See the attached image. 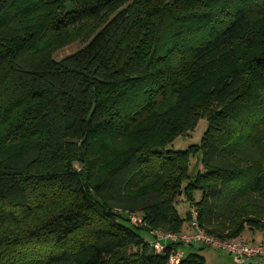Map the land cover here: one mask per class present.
Masks as SVG:
<instances>
[{"label": "trees", "instance_id": "trees-1", "mask_svg": "<svg viewBox=\"0 0 264 264\" xmlns=\"http://www.w3.org/2000/svg\"><path fill=\"white\" fill-rule=\"evenodd\" d=\"M201 119L198 144L167 148ZM191 210L218 237L264 236V0H0V264H168L177 247L205 264L200 244H149Z\"/></svg>", "mask_w": 264, "mask_h": 264}, {"label": "rangeland", "instance_id": "rangeland-1", "mask_svg": "<svg viewBox=\"0 0 264 264\" xmlns=\"http://www.w3.org/2000/svg\"><path fill=\"white\" fill-rule=\"evenodd\" d=\"M84 43L79 40L76 39L74 41L68 42L63 46H59V47H55L52 52V56L53 58L59 60L73 52H75L76 50H78L79 48L83 47ZM220 53L217 52L215 53V55H219ZM213 56L212 55V62L207 61L208 65H212L214 63L215 69L219 68L222 66L223 64V59L222 57L218 56ZM216 57V58H215ZM216 59V61H214ZM205 64V62H204ZM203 64V65H204ZM207 126V122L204 119L199 120L196 128L194 131L191 132L190 135L188 136H178L176 137L173 142L167 146L168 149H174V150H185L187 149L189 146L194 145V144H198L201 138L202 133L204 132V130L206 129ZM151 132V133H147ZM151 130L147 129L146 125H139L138 127L135 128V130L132 133V137L136 138V139H151L153 138ZM105 155H106V161L107 162H114L118 159V157L120 156V154L122 153L121 150L119 148L116 147H111V146H107L104 149ZM189 172L190 174H194L195 171L200 168V164H199V159L197 156H193L191 159V163L189 164ZM201 197V192L200 191H195L193 193V199L194 201H198ZM188 206L189 203L187 201H185L184 197L181 196L179 198V201L176 203L175 208L177 213L179 214V216L181 218L185 219L186 216V212L188 210ZM187 221H184V230H186L187 228ZM143 238H145L146 240L149 239V235L142 233L141 234ZM190 252L192 253H196L201 255L204 258L205 264H242L241 262H239L234 256L229 255L227 253L221 252L219 250L216 249H212L209 247H200V245H194L191 249Z\"/></svg>", "mask_w": 264, "mask_h": 264}, {"label": "built area", "instance_id": "built-area-1", "mask_svg": "<svg viewBox=\"0 0 264 264\" xmlns=\"http://www.w3.org/2000/svg\"><path fill=\"white\" fill-rule=\"evenodd\" d=\"M186 230L177 232L155 230L149 244L155 252H161L166 244H200L234 256L242 264H264V240L252 242L246 237L221 238L203 229L197 219L195 210ZM135 219V217H133ZM182 257L181 249L173 248L169 254L168 264H178Z\"/></svg>", "mask_w": 264, "mask_h": 264}, {"label": "crops", "instance_id": "crops-1", "mask_svg": "<svg viewBox=\"0 0 264 264\" xmlns=\"http://www.w3.org/2000/svg\"><path fill=\"white\" fill-rule=\"evenodd\" d=\"M253 239H254L255 242H259V241H261V240H264V236H262V235L259 234V233H256V234L254 235Z\"/></svg>", "mask_w": 264, "mask_h": 264}]
</instances>
